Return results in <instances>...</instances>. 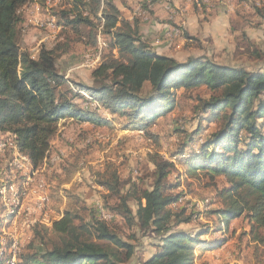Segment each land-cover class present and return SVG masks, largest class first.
Returning a JSON list of instances; mask_svg holds the SVG:
<instances>
[{
    "label": "trees",
    "instance_id": "1",
    "mask_svg": "<svg viewBox=\"0 0 264 264\" xmlns=\"http://www.w3.org/2000/svg\"><path fill=\"white\" fill-rule=\"evenodd\" d=\"M30 1L0 0V133L14 138L35 169L41 170L50 156L61 120L109 125L96 110L75 103L79 95L74 89L87 93V102L125 118V130L138 129L152 138L149 128L177 103L174 91L204 87L210 96L198 97L195 116L201 124L218 123V128L205 137L198 152L186 153L185 144L178 147L174 162L153 154L155 169L148 189L131 183L130 191L123 193L117 169L108 165L98 174L97 185L106 192L103 208L112 214L111 221L101 219L98 209L88 222L75 211L57 209L60 217L50 227L32 229L21 264H125L135 245L119 236L113 223L117 220L156 236L155 252L141 264H197V249L220 248L233 220L247 219L252 231L264 225V48L249 52L250 58L262 62L258 71L222 66L205 56L179 62L156 54L144 40L139 22L123 20L112 0H71L60 13L64 27L82 33L83 28L97 31L102 26V35L109 39V53L91 71V85L73 83L57 71V48H41L36 59L20 52L18 11ZM90 38L85 46L96 45V33ZM203 129L198 127L188 141L193 143ZM177 163L190 176L203 172L211 180L222 178L228 186L219 193L222 207L208 212L222 223L214 229L222 238L201 239L213 230L204 224L193 233L181 229L196 219L186 208L171 209L182 196L169 180ZM130 200L136 202L135 212ZM46 235L52 236L46 249L35 245Z\"/></svg>",
    "mask_w": 264,
    "mask_h": 264
},
{
    "label": "rangeland",
    "instance_id": "2",
    "mask_svg": "<svg viewBox=\"0 0 264 264\" xmlns=\"http://www.w3.org/2000/svg\"><path fill=\"white\" fill-rule=\"evenodd\" d=\"M58 1L32 0L18 11L19 50L33 57L43 47L57 48L59 55L57 71L70 82L91 85V71L109 53L107 49L109 39H105L102 35V26L97 31L83 28L82 33L65 28L60 13L69 8L71 0H60L59 3ZM119 1L122 4L126 2V0ZM141 2L143 5L148 4L145 0ZM154 5L159 8L149 16L154 22L153 26L143 23L145 26H142L144 28L141 32L154 52L179 62L189 57L205 56L222 66L242 67L247 71L260 70L262 62L250 58L249 52L251 49L264 48V16H261V13L264 14V0H159L145 5V10L151 9ZM33 9H36V15L41 17L43 23L36 16H30L29 11ZM49 16H53L54 23L62 27L58 28L60 30L44 25L51 21ZM170 21L172 23L169 29L177 30L172 31L178 32L177 34L169 31L164 33L162 28L160 29L161 25L167 26ZM157 27L159 28L156 29ZM33 30L36 31L35 38L31 37ZM95 33L96 45L94 43L92 46H85L87 41L88 43L92 41L89 36H94ZM40 39H43V42L38 45L37 41ZM74 91L79 95L75 103L80 108L96 110L111 124L100 129L88 128L86 122L65 123L59 126L57 136L50 143V156L41 170L37 169V175L32 178L33 186L30 185V192L25 201V206L28 207V201L39 200L44 210L41 212L35 210L37 214L47 213L52 218H59L57 209L75 211L86 222L91 221L93 215H96L95 210L100 208L103 211L102 216H112L103 208L106 194L97 185L98 174L108 165L112 164L117 169L123 193L130 191L131 183L148 189L155 169L150 159L153 154L159 153L164 159L174 162L175 158L172 155L178 151V147L185 144L186 153L198 152L199 145L205 137L218 128V123L210 126L201 124L197 114L195 116L194 107L198 105V97L208 99L210 96L209 91L204 87L174 91L177 103L149 128L152 138L138 129L125 130V125H128L125 118L112 116L97 102L89 103L90 98L87 93L77 89ZM70 120L72 119H64L66 122ZM198 127H203V132L199 137L194 138L193 143H190L189 136ZM53 157H58L59 160L49 163ZM6 166L5 163L1 165L4 171L2 174L5 173ZM176 166L172 169L169 180L179 186L175 193L182 195L179 198L182 199V203L172 206L171 209L186 208L188 212L194 213L196 208L194 205L199 202L195 215H200V203L206 201L208 205L201 220H195V224L182 226L181 229L193 233L199 225L204 224L213 226V230L201 239L208 240L210 236L221 237L214 229L223 226L222 223L208 212L222 207L219 193L228 186L224 184L222 178L211 180L203 172H198L197 176H190L180 163ZM37 180H41L42 184H37ZM59 194L65 196L63 200ZM43 199H47V203L50 204H45ZM129 206L133 212L136 211L135 201L130 200ZM99 216L103 219L100 212ZM105 221H111V217ZM113 223L117 226L119 236L135 246L138 242L141 245L157 242L156 236L151 233L142 234L120 220ZM250 227V222L243 218L235 219L230 223L229 232L225 236L227 244L217 254L222 253L217 259L222 258L220 264H264V225L253 231ZM30 234L31 232L27 233L21 242V255L28 253L26 248L33 237V233ZM51 238L52 236L46 235L43 244L36 242L35 245L46 249L44 244ZM196 255L198 256V252ZM214 259L216 260V256Z\"/></svg>",
    "mask_w": 264,
    "mask_h": 264
},
{
    "label": "bare ground",
    "instance_id": "3",
    "mask_svg": "<svg viewBox=\"0 0 264 264\" xmlns=\"http://www.w3.org/2000/svg\"><path fill=\"white\" fill-rule=\"evenodd\" d=\"M145 1L148 4H153V3L158 2L159 0H145ZM54 21L55 19L51 17V21H49V23L47 22V24H51L52 29L60 28L54 23ZM36 24H38V22H36ZM48 28H50V26ZM0 136L10 137L8 134H5V133L4 134L0 133ZM12 143L13 144H2V145L0 144V213H1V216H0V264L8 263L10 241L6 240L7 231L10 228L11 224H16L17 216L18 214H21L22 207H26L25 201L27 200L28 193L30 192L29 191L30 185H32L31 183H33L32 178L35 177V174L37 173V169L33 167V164L31 160L28 158V156L18 151L13 137H12ZM58 160H59L58 157H53L52 160L49 161V163L50 162L55 163ZM3 163H5V166L7 165L6 168L4 167L5 168L4 174H2L3 169H1V165ZM9 195H10V198L12 199V203H10ZM43 200L45 202V199ZM48 200L50 201V198H48ZM205 202L200 203L201 212H200V215H195L194 218L196 219V221L201 220L205 210L208 209L207 202L206 203ZM179 203L180 204L182 203V199H178L177 204ZM37 204H40V210H39L40 212L41 210H44L43 205L39 202V200L37 201ZM46 204H50V203H47V200H46ZM100 214L104 220L105 219L107 220L109 218V217L102 216L103 212H100ZM58 217H60V214H58ZM57 219L52 218V216L49 217L47 213L42 215V214H37V212L35 211L33 215L34 223L28 224V231H29L28 234L32 231L34 227H37V226L50 227L52 222ZM22 222H31V213H22ZM26 234H24L23 237L18 240V249H22L20 245ZM26 238L28 237L26 236ZM20 256H21V252L13 253V260H14L13 264H21Z\"/></svg>",
    "mask_w": 264,
    "mask_h": 264
},
{
    "label": "crops",
    "instance_id": "4",
    "mask_svg": "<svg viewBox=\"0 0 264 264\" xmlns=\"http://www.w3.org/2000/svg\"><path fill=\"white\" fill-rule=\"evenodd\" d=\"M112 2L116 6V8L119 10L120 16L123 20L128 21V22H133L134 20H137L139 22L141 32H142V29L144 28L142 26H145V24H143V23H149L151 26H153L152 24L154 22L152 21V19L149 16L153 15V13H155L156 9H158L159 7L156 8L154 5L151 9L145 10V5H143L141 0H126V2H128V3L124 2L123 4L119 0H112ZM186 11H188L187 7H186ZM29 12H31V10ZM171 23H172V21H170V23L168 22L167 26H165L164 24L161 25L160 29L162 28L161 30L164 33H165V31L166 32L169 31L170 30L169 25H171ZM158 28L159 27H157L156 29H158ZM172 31H177V30H172ZM35 36H37L36 31L33 30L31 33V37L35 38ZM37 42L39 45V44H41V42H43V39H40ZM37 54L33 55V59H36ZM156 54H158V53H156ZM158 55H161V54H158ZM163 56H166V55H163ZM72 122H75V121L70 120L69 122H66L63 120V121L59 122L58 126H61L62 124H65V123H72ZM110 124L111 123H109V125ZM87 125H89L88 128H99V129L102 128V126H105V125L97 126V125H93V124H89V123ZM80 128H82V127H80ZM58 130H59V127H58ZM80 132L81 131H79V133ZM104 141H106V140H104ZM104 193L106 194L105 191H104ZM228 232H229V229H228ZM226 234H227V232H226ZM226 234L224 235V237L226 236ZM220 238H222V236L221 237L210 236L209 239L205 240V241H211V240L220 239ZM226 241H227V239H226ZM225 244H227V243L225 242L220 248H217V249L211 250V251H202L201 249H199L200 251H197L198 256L196 255L197 256V263L198 264H220L222 261V258H221V260H217V259H218L219 255L220 256L222 255V253H220L219 255H217V254L224 249ZM140 245H141V243L138 242V245L135 246L134 255L125 264H141V263L147 261L152 256V254L155 252V245H157V242L150 243V245H149V243L148 244L144 243L141 246ZM214 256H216V260L214 259Z\"/></svg>",
    "mask_w": 264,
    "mask_h": 264
},
{
    "label": "built area",
    "instance_id": "5",
    "mask_svg": "<svg viewBox=\"0 0 264 264\" xmlns=\"http://www.w3.org/2000/svg\"><path fill=\"white\" fill-rule=\"evenodd\" d=\"M146 6L148 4H145ZM30 16H36L38 20H40L43 23V20L41 17H38L36 15V9L31 10ZM46 26H51V24H45ZM168 32V31H167ZM169 33H178V32H172L169 30ZM104 48V46H103ZM142 134V132H139ZM0 144H13L12 143V137H2L0 136ZM172 161V160H171ZM14 162V161H13ZM37 184H42L41 180H37ZM43 187V185H42ZM10 198V195H9ZM45 199V204H46ZM10 203H12V199L10 198ZM180 205V203H179ZM195 211L194 214H197V209H198V202L194 205ZM35 210H40V204L36 203V199H33L32 201H28V207H22L21 214H18L17 219H16V224H11L10 228L7 231V239L10 241V250H9V259L7 264H13V253L15 252H21V249H18V240L23 237L24 234L28 233V224L29 223H34L33 222V215L35 213ZM98 212H101V209L98 210ZM22 213H31V222H22ZM106 217H111V216H106ZM112 219V217H111Z\"/></svg>",
    "mask_w": 264,
    "mask_h": 264
}]
</instances>
